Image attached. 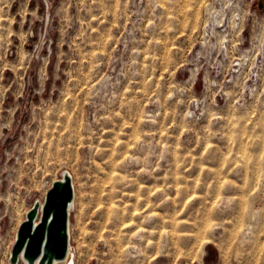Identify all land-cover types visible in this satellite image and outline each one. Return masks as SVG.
Here are the masks:
<instances>
[{
    "label": "rangeland",
    "instance_id": "374dc122",
    "mask_svg": "<svg viewBox=\"0 0 264 264\" xmlns=\"http://www.w3.org/2000/svg\"><path fill=\"white\" fill-rule=\"evenodd\" d=\"M65 174L74 264H264V0H0V264Z\"/></svg>",
    "mask_w": 264,
    "mask_h": 264
},
{
    "label": "water",
    "instance_id": "95a60500",
    "mask_svg": "<svg viewBox=\"0 0 264 264\" xmlns=\"http://www.w3.org/2000/svg\"><path fill=\"white\" fill-rule=\"evenodd\" d=\"M71 184V180L65 177L52 185L37 224H34V212L28 214L18 228L13 256L22 254L32 263L39 260L40 264H51L54 259L65 258L69 243V202L74 196Z\"/></svg>",
    "mask_w": 264,
    "mask_h": 264
},
{
    "label": "bare ground",
    "instance_id": "6f19581e",
    "mask_svg": "<svg viewBox=\"0 0 264 264\" xmlns=\"http://www.w3.org/2000/svg\"><path fill=\"white\" fill-rule=\"evenodd\" d=\"M70 174V173H69ZM65 177H67L68 179H70L71 180V185H72V187H73V192H74V181H73V176L72 175H67V174H65L64 176H63V178L62 179H56L53 183H52V185L55 183V182H57V181H63L64 180V178ZM52 187V186H51ZM50 187V188H51ZM49 188V189H50ZM48 189V190H49ZM47 190V191H48ZM46 194H47V192H46ZM74 196H75V192H74V194H73ZM74 196H73V198H72V200L69 202V215H70V211H71V209H72V207L74 206V201H75V199H74ZM44 202H45V200H44ZM44 202L42 203V204H40V203H36V204H34L33 205V207L27 212V215H26V219L28 218V214H30L31 212H34V224H37L38 223V221L40 220V216H41V212H42V209H43V206H44ZM121 220H124L123 218L121 219ZM67 231H68V236H69V238H70V226H69V221H68V229H67ZM17 239V238H16ZM74 253H73V250H72V246H71V244H70V241H69V243H68V251H67V254H66V256H65V258H63V259H54L53 260V262L51 263V264H57V263H59V262H62V261H68L69 262V264H74V255H73ZM23 255L21 254L20 256H18V257H15V256H13V253L11 254V261H12V263L13 264H17L18 263V261L21 259V260H24L25 262H26V264H40V262H39V260H37L35 263H32L31 261H29V260H27V259H25L24 257H22ZM223 258L226 260V258H227V255L225 254V253H223ZM71 260V261H70ZM67 262V263H68ZM44 264H47V263H44Z\"/></svg>",
    "mask_w": 264,
    "mask_h": 264
},
{
    "label": "snow or ice",
    "instance_id": "6c2138e0",
    "mask_svg": "<svg viewBox=\"0 0 264 264\" xmlns=\"http://www.w3.org/2000/svg\"><path fill=\"white\" fill-rule=\"evenodd\" d=\"M59 255H62V253H59Z\"/></svg>",
    "mask_w": 264,
    "mask_h": 264
},
{
    "label": "built area",
    "instance_id": "2783aa9c",
    "mask_svg": "<svg viewBox=\"0 0 264 264\" xmlns=\"http://www.w3.org/2000/svg\"><path fill=\"white\" fill-rule=\"evenodd\" d=\"M69 237V236H68ZM69 241H70V238H69Z\"/></svg>",
    "mask_w": 264,
    "mask_h": 264
}]
</instances>
